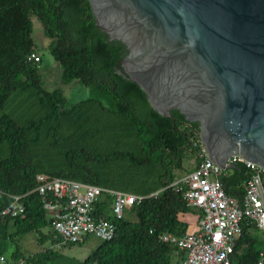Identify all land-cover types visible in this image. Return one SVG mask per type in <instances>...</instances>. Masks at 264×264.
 <instances>
[{
  "label": "trees",
  "instance_id": "trees-1",
  "mask_svg": "<svg viewBox=\"0 0 264 264\" xmlns=\"http://www.w3.org/2000/svg\"><path fill=\"white\" fill-rule=\"evenodd\" d=\"M32 16L52 40L49 52L60 67L61 83L79 81L94 96L68 104L61 90L44 87ZM31 53L39 61L29 60ZM125 55L120 42L109 41L95 26L88 0H0V212L14 196L25 208L14 218L0 216V255L9 262L181 264L185 258L159 237L197 230L200 213L166 187L204 159L198 125L176 110L173 119L153 110L141 88L117 72ZM188 157L192 168H186ZM40 175L144 199L116 220L109 196H101L97 216L114 222V237L78 260L62 250L85 240L65 244L52 230L50 213L35 190ZM250 176L244 164L235 163L219 182L227 196L241 202ZM33 232L51 247L25 255L19 240ZM261 253L264 233L244 220L232 264H257Z\"/></svg>",
  "mask_w": 264,
  "mask_h": 264
},
{
  "label": "water",
  "instance_id": "water-1",
  "mask_svg": "<svg viewBox=\"0 0 264 264\" xmlns=\"http://www.w3.org/2000/svg\"><path fill=\"white\" fill-rule=\"evenodd\" d=\"M95 26L126 55L118 73L158 114L197 123L220 169L264 167V0H88Z\"/></svg>",
  "mask_w": 264,
  "mask_h": 264
},
{
  "label": "built area",
  "instance_id": "built-area-1",
  "mask_svg": "<svg viewBox=\"0 0 264 264\" xmlns=\"http://www.w3.org/2000/svg\"><path fill=\"white\" fill-rule=\"evenodd\" d=\"M28 59L39 61L34 53ZM201 151L204 159L196 168L166 187L181 193L188 206L200 213L197 230L181 237L163 234L159 238L162 242L176 245L186 253L181 264H232L231 256L241 236L244 220L252 222L264 233V167L248 162L240 155L227 160L226 165L242 163L251 173L244 187V198L239 202L227 196L221 187L219 177L224 170L207 158L202 144ZM37 181L35 190L42 196L44 206L50 213L52 230L65 244H77L88 238H96L100 242L113 239L114 222L97 216L96 206L101 196H109L110 212L116 220L123 217L126 209L144 199L142 196L68 179L49 180L40 175L37 176ZM13 199L14 202L2 210L0 216L14 218L24 213L25 208L20 197L14 196ZM0 264L28 263H11L6 256L0 255ZM257 264H264L263 253L260 254Z\"/></svg>",
  "mask_w": 264,
  "mask_h": 264
},
{
  "label": "rangeland",
  "instance_id": "rangeland-1",
  "mask_svg": "<svg viewBox=\"0 0 264 264\" xmlns=\"http://www.w3.org/2000/svg\"><path fill=\"white\" fill-rule=\"evenodd\" d=\"M31 21V36L41 56L39 73L44 83V87L47 90H61L68 104H75L81 100L94 96V91L91 88L82 85L79 81H73L69 84L61 83L60 67L49 52V46L52 40L44 34L42 26L35 16L31 17ZM186 161V168H192L194 166L193 157H188ZM48 231V228L42 229V233L47 234ZM37 237V234L33 232L20 238L18 247L23 254L31 255L35 252L47 250L51 247V242L49 240L41 244L37 241ZM99 243L100 241L96 238H88L81 245L66 247L63 248L62 251L65 255L75 257L78 260H83Z\"/></svg>",
  "mask_w": 264,
  "mask_h": 264
}]
</instances>
